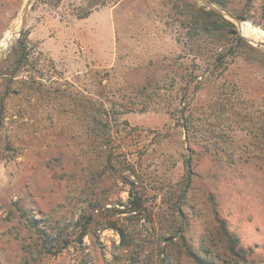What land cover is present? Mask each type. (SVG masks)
<instances>
[{
  "label": "rangeland",
  "instance_id": "rangeland-1",
  "mask_svg": "<svg viewBox=\"0 0 264 264\" xmlns=\"http://www.w3.org/2000/svg\"><path fill=\"white\" fill-rule=\"evenodd\" d=\"M27 2L0 0V264H197L184 236L264 264V48L241 27L264 0L221 6L234 27L196 0H35L18 32ZM130 179L144 206L116 214Z\"/></svg>",
  "mask_w": 264,
  "mask_h": 264
},
{
  "label": "trees",
  "instance_id": "trees-1",
  "mask_svg": "<svg viewBox=\"0 0 264 264\" xmlns=\"http://www.w3.org/2000/svg\"><path fill=\"white\" fill-rule=\"evenodd\" d=\"M210 1L216 3L220 7L221 6L227 7L230 0H210ZM200 9L203 10L207 15L212 17L214 20V23H222L224 25H231L232 27H234V24L231 23L228 19H226L220 13H218L212 9H205V7H203V6H201ZM263 13H264V5H263ZM236 16L238 18H240L241 20L246 19V16L243 13H237ZM199 26H200V30H201V38H202L201 40H203L205 42L209 41V38L212 35H219V34H211V31L213 30V25L209 22L202 21L199 24ZM218 28H220V27H218ZM212 37H215V36H212ZM238 42H247V41L242 36L238 35L236 38V43L234 45H232L231 47H233V49H234ZM224 56H225V53L222 50H219L215 54L216 60L219 62H222ZM186 165H187L188 171L190 172L191 171L190 162L187 161ZM128 183H129V202L127 204L123 203L122 205H124V207L114 208L116 211V214L117 213L118 214L119 213H125V212L138 213L141 211L142 207L144 206L143 198L141 196L140 191L138 190L137 181L130 179V182H128ZM85 215H86V213L84 212L82 214L81 219L84 218ZM221 225H222L223 235L225 236L226 240L229 243L230 251L234 254H239L237 252V249H236V245L239 243V238L237 236H235V234L229 230V228L226 226L224 220H221ZM107 227L115 228L119 232V234L121 235L122 247L128 246V244L126 243V231L121 225H119V220L109 222ZM85 235L92 236V232L85 225H83V226H81V232L79 235V240L81 242L83 241V238ZM184 240H185L184 247H185L188 255H190V257H192L197 264H218L215 258H212L208 254H206L205 250L203 248H201L200 246H198L196 243L190 242L186 236H184Z\"/></svg>",
  "mask_w": 264,
  "mask_h": 264
},
{
  "label": "water",
  "instance_id": "water-1",
  "mask_svg": "<svg viewBox=\"0 0 264 264\" xmlns=\"http://www.w3.org/2000/svg\"><path fill=\"white\" fill-rule=\"evenodd\" d=\"M197 2H199L200 4H202L203 6L209 8V9H212L218 13H220L221 15L223 16H226V17H229V18H232V19H235L239 24L241 23V20L236 18L235 16H233L232 14H230L228 11H226L225 9H223L222 7L218 6L216 3L210 1V0H196ZM35 2V0H28L25 8H24V11H23V14H22V18H21V21H20V24H19V29H18V32L22 29V27L24 26L25 22H26V19L28 17V14H29V11H30V8L32 6V4ZM251 40V39H250ZM253 41V40H251ZM257 44V46L261 47V48H264V46L259 43V42H256V41H253ZM10 47L6 48V49H2L0 50V55L9 50Z\"/></svg>",
  "mask_w": 264,
  "mask_h": 264
},
{
  "label": "bare ground",
  "instance_id": "bare-ground-1",
  "mask_svg": "<svg viewBox=\"0 0 264 264\" xmlns=\"http://www.w3.org/2000/svg\"><path fill=\"white\" fill-rule=\"evenodd\" d=\"M243 33L248 36L249 38L253 39L254 41L260 40L262 37L264 38V30L261 28H258L254 25H250L249 23H242L241 24ZM19 25L16 27V30L18 31ZM13 34L9 32L3 41L0 44V50L4 49L10 40L13 38Z\"/></svg>",
  "mask_w": 264,
  "mask_h": 264
}]
</instances>
